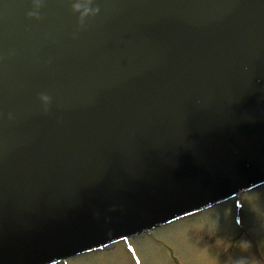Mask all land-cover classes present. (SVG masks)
Returning <instances> with one entry per match:
<instances>
[{"label": "water", "instance_id": "water-1", "mask_svg": "<svg viewBox=\"0 0 264 264\" xmlns=\"http://www.w3.org/2000/svg\"><path fill=\"white\" fill-rule=\"evenodd\" d=\"M31 3L0 0V264L264 178V0Z\"/></svg>", "mask_w": 264, "mask_h": 264}, {"label": "rangeland", "instance_id": "rangeland-1", "mask_svg": "<svg viewBox=\"0 0 264 264\" xmlns=\"http://www.w3.org/2000/svg\"><path fill=\"white\" fill-rule=\"evenodd\" d=\"M242 228L259 250L264 248V188L244 196ZM256 206L258 207L256 209ZM253 208V209H252ZM255 210V211H254ZM231 203L132 240L138 264H232L241 253L235 245L244 238L233 224ZM252 255V254H251ZM264 258V253L261 254ZM66 264H134L122 246L108 252L82 255ZM264 264V261H262Z\"/></svg>", "mask_w": 264, "mask_h": 264}, {"label": "clouds", "instance_id": "clouds-1", "mask_svg": "<svg viewBox=\"0 0 264 264\" xmlns=\"http://www.w3.org/2000/svg\"><path fill=\"white\" fill-rule=\"evenodd\" d=\"M66 3L70 6V11L76 15L77 23L83 25L86 18L95 16L99 7L95 4V0H66ZM43 4V0H32L31 10L27 12L29 18H39L38 10ZM39 100L42 104H47L50 97L47 94H41ZM258 207L256 206V209ZM253 209V208H252ZM255 211V210H254ZM264 237V233H262ZM236 248L240 250L241 253H246L249 251L251 245L247 240H240L236 245ZM259 255H240L233 259L232 264H260L261 254L264 253V248L258 250Z\"/></svg>", "mask_w": 264, "mask_h": 264}]
</instances>
